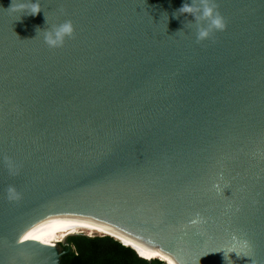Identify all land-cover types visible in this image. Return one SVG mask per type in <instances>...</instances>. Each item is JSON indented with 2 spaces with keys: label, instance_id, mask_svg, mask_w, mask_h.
Returning a JSON list of instances; mask_svg holds the SVG:
<instances>
[{
  "label": "water",
  "instance_id": "95a60500",
  "mask_svg": "<svg viewBox=\"0 0 264 264\" xmlns=\"http://www.w3.org/2000/svg\"><path fill=\"white\" fill-rule=\"evenodd\" d=\"M185 2L0 0V264H59L85 231L264 264V0H216L201 42Z\"/></svg>",
  "mask_w": 264,
  "mask_h": 264
},
{
  "label": "clouds",
  "instance_id": "9594fccd",
  "mask_svg": "<svg viewBox=\"0 0 264 264\" xmlns=\"http://www.w3.org/2000/svg\"><path fill=\"white\" fill-rule=\"evenodd\" d=\"M17 3L19 5L18 11L20 13L36 15L41 11L38 0H35V2H33V0H17ZM28 4H31L30 8L26 6ZM185 13L191 14L195 18L194 22L196 25L197 42L209 40L215 32L224 31L227 27L225 18L218 10L216 0H191V3L185 2L176 12L173 13V15L179 16ZM43 30L42 38L49 48L63 47L66 39L71 38L75 32L73 22L70 19L65 20L63 23L52 24ZM11 191L13 190L10 189V192ZM220 251H223L224 253V250ZM233 252H235L237 256H241L233 250L227 254L228 257L229 254ZM168 264H174L173 260L168 259Z\"/></svg>",
  "mask_w": 264,
  "mask_h": 264
},
{
  "label": "trees",
  "instance_id": "16d2710c",
  "mask_svg": "<svg viewBox=\"0 0 264 264\" xmlns=\"http://www.w3.org/2000/svg\"><path fill=\"white\" fill-rule=\"evenodd\" d=\"M98 233L101 234L69 236V246H61V250L66 251L61 255L59 264H163L158 256L147 260L139 256L129 244H122L108 233ZM159 254L156 252L154 255Z\"/></svg>",
  "mask_w": 264,
  "mask_h": 264
},
{
  "label": "bare ground",
  "instance_id": "6f19581e",
  "mask_svg": "<svg viewBox=\"0 0 264 264\" xmlns=\"http://www.w3.org/2000/svg\"><path fill=\"white\" fill-rule=\"evenodd\" d=\"M87 232H95V231H87ZM99 232V231H98ZM104 233H107V232H104ZM108 234H110V233H108ZM120 239H122V238H120ZM126 244H129V245H131L130 243H129V241H127V240H125V239H122ZM156 252L155 251H152V257H154V256H158V257H160L161 259H162V257H163V255H160L159 253V255H154ZM168 256V255H167ZM170 259H172L173 260V262L174 263H176V264H178V262L174 259V258H172V257H170ZM163 260V259H162Z\"/></svg>",
  "mask_w": 264,
  "mask_h": 264
},
{
  "label": "rangeland",
  "instance_id": "374dc122",
  "mask_svg": "<svg viewBox=\"0 0 264 264\" xmlns=\"http://www.w3.org/2000/svg\"><path fill=\"white\" fill-rule=\"evenodd\" d=\"M82 233L87 234V235H89V236H92V235H94L95 233H97V234H101V233H98V232H90V233H89V232H87V231L82 232ZM155 252H157V251H155ZM158 253H159V252H158ZM160 255H163V254L160 253ZM162 259H164V261L166 262L165 264H168V259H170V257L167 256V255H163ZM174 264H176V263H174Z\"/></svg>",
  "mask_w": 264,
  "mask_h": 264
}]
</instances>
